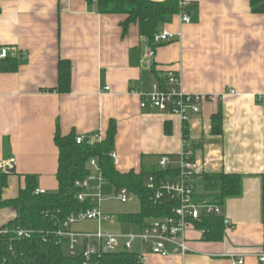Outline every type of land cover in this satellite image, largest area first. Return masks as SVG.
Here are the masks:
<instances>
[{
	"label": "crops",
	"instance_id": "crops-1",
	"mask_svg": "<svg viewBox=\"0 0 264 264\" xmlns=\"http://www.w3.org/2000/svg\"><path fill=\"white\" fill-rule=\"evenodd\" d=\"M184 1L190 23L172 16L160 27L169 41L143 59L149 44L137 24L123 31L124 16L99 14L94 3L0 0V48L18 61L15 72L0 73V168L8 162L13 172L2 198L15 199L27 175L36 177L37 190L56 192L55 134L103 140L113 123L120 173L157 167L163 156L177 162L186 142L198 165L194 186L204 174L243 177L241 197L221 206L230 225L220 241H205L201 231L189 229L186 255L161 257L139 247L142 264H233L238 258L264 264V12L254 13L250 0ZM60 61L70 63L66 94L56 91ZM169 71L179 74L186 94L235 93L204 104L184 123L186 140L179 117L142 110L135 94L161 86ZM218 113L222 131L215 135ZM16 216L1 209L0 229Z\"/></svg>",
	"mask_w": 264,
	"mask_h": 264
},
{
	"label": "trees",
	"instance_id": "trees-1",
	"mask_svg": "<svg viewBox=\"0 0 264 264\" xmlns=\"http://www.w3.org/2000/svg\"><path fill=\"white\" fill-rule=\"evenodd\" d=\"M88 5L95 4L99 14L121 15L123 31L129 25L137 24L140 36L153 46V38L160 32V27L172 16L179 14V0L153 2L151 0H86ZM254 13L264 12V0H250ZM16 59L0 60V73H13L17 70ZM71 70L68 61L58 65V85L56 91L66 94L70 88ZM184 124V123H183ZM220 113L213 118L212 132L221 134ZM168 125L165 133L169 134ZM115 125L111 123L107 136L100 143L81 145L75 142L76 136L61 137L57 132L54 144L58 150L57 191L36 194L37 179L33 175L25 176L24 188L12 200H3L2 193L7 186V179L13 172L0 168V210L13 209L15 220L0 229V264H142L135 253L120 252L90 256L83 254L69 256L65 254V241L57 236L66 218L89 207L87 202H79L77 196L82 192L75 182L82 181L89 174L87 163L95 159L105 181L104 193L109 195L120 189L139 197L141 212L119 217L124 223L143 225L153 218L169 214L167 205L156 206L151 201V192L145 186L147 177L163 178L165 173L155 165L143 166L137 173H120L110 154L114 151ZM186 124L183 126V138L187 139ZM243 177L238 174H204L197 185V199L207 200L210 204L222 206L226 200L242 195ZM197 230L202 231L205 241L218 242L222 239L223 221L219 217L208 216L194 222ZM17 231L29 233V237H19Z\"/></svg>",
	"mask_w": 264,
	"mask_h": 264
},
{
	"label": "built area",
	"instance_id": "built-area-1",
	"mask_svg": "<svg viewBox=\"0 0 264 264\" xmlns=\"http://www.w3.org/2000/svg\"><path fill=\"white\" fill-rule=\"evenodd\" d=\"M179 17L183 25L190 23L188 13L189 4L184 0H179ZM180 36V34L178 35ZM170 34L162 31L153 38V46H149L143 53V59H152L155 50L160 45L169 41ZM14 59L11 57V51L7 47L0 48V60ZM108 90V89H105ZM140 98V107L142 110H155L160 113H166L177 116L183 123L201 113L204 104H217L226 95H234L229 91L227 93L216 95H191L182 91L181 78L179 74L173 71L167 72L163 84L155 85L150 93L135 92ZM84 141L88 145L100 143V135L78 136L75 139L77 145ZM114 166L117 165L114 151L110 154ZM4 170H8L10 165L5 162L1 165ZM89 169L88 176L82 181L75 182V186L82 190L77 196L79 202H87L89 207L77 213L69 215L60 229L57 236L65 241V251L69 256L78 255L76 245L81 240L83 244L82 251L79 254L88 260L90 256L101 254H116L120 252L135 253L138 260L142 263L145 260V254L138 251V248H147L148 254L167 257L173 254L181 256L189 252L187 231L195 229L194 222L200 221L208 216L219 217L223 225L228 227L229 221L223 216L221 206L210 204L209 202H199L195 196V186L193 178L198 173V165L194 160V153L191 148L183 142V150L178 157L177 162H172L166 156L159 159L157 169L165 173L163 178L156 176L147 177L144 183L145 188L151 192V201L156 206L167 205L169 214L159 218H153L144 222L143 225H137L138 233L129 235H114L103 233L99 230L96 234L75 233L69 231V227L85 221L96 220L99 224L109 222V218L100 212L101 198L114 194L116 200L121 203L127 202L129 192L127 189H120L112 194L104 193L105 181L101 170L95 159L87 163ZM36 194H43L44 191L37 190ZM204 233V230L201 231ZM19 237H29L25 231H17ZM264 262V257L260 258ZM233 264H244L242 258H238Z\"/></svg>",
	"mask_w": 264,
	"mask_h": 264
},
{
	"label": "rangeland",
	"instance_id": "rangeland-1",
	"mask_svg": "<svg viewBox=\"0 0 264 264\" xmlns=\"http://www.w3.org/2000/svg\"><path fill=\"white\" fill-rule=\"evenodd\" d=\"M100 212L103 216L109 218V222L98 223L94 221H85L82 223H76L69 227V231L75 233H89L96 234L100 231L103 233H109L114 235H129L138 233V227L130 223H124L119 220L122 215L139 214L141 212V202L138 196L129 193L127 196V202L121 203L116 200L114 194L104 196L101 198ZM82 241L79 240L76 245V253L82 251ZM66 246H64V250ZM65 254L67 253L64 251Z\"/></svg>",
	"mask_w": 264,
	"mask_h": 264
}]
</instances>
